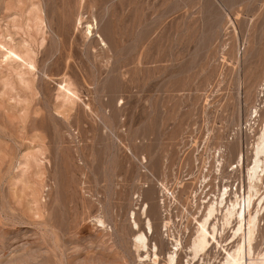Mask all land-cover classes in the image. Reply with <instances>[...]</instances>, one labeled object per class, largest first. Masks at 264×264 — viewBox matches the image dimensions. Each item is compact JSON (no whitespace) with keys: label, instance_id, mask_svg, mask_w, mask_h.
<instances>
[{"label":"rangeland","instance_id":"obj_1","mask_svg":"<svg viewBox=\"0 0 264 264\" xmlns=\"http://www.w3.org/2000/svg\"><path fill=\"white\" fill-rule=\"evenodd\" d=\"M263 120L264 0H0V264H165Z\"/></svg>","mask_w":264,"mask_h":264},{"label":"bare ground","instance_id":"obj_2","mask_svg":"<svg viewBox=\"0 0 264 264\" xmlns=\"http://www.w3.org/2000/svg\"><path fill=\"white\" fill-rule=\"evenodd\" d=\"M89 25L87 31L92 34L94 27ZM66 96L70 98L68 93ZM253 113L256 115V111ZM253 113H251L250 117ZM244 160V156L240 153L236 158L234 168L244 166ZM220 167L221 162L217 160L215 171H220ZM263 177L264 120L256 141L252 146L250 164L246 168L245 191L242 194L237 192L238 190L232 192V189L230 190L226 185H222L218 188L216 195L201 197L199 204L197 203L196 214L193 217L191 216L193 233L188 245L185 247V251L181 238L176 236L174 231L171 234H167L166 237L169 240L170 248L166 253L165 264H179L182 252L185 253V261L182 264H211V260H213V264H254V261H251L250 257L259 228H261L258 215L264 209V192L261 194L262 189H264ZM206 182L207 180L202 178L199 184L202 186ZM196 192L194 191V193ZM229 192L234 194H230ZM160 193L161 198L159 202H161L162 211L164 210V216H167L169 215L168 208L165 209V201L169 193L167 187L163 186ZM193 197L197 198L196 196ZM252 206L253 212L250 211ZM148 209L147 205L143 206L142 215L146 216L144 231L139 230L138 223L134 217L135 213L131 214V219L133 220L132 227L138 231L133 239V247L140 263L158 264L160 247L156 242H151L157 232L152 221L147 217ZM98 224L104 226L102 219H98ZM166 226L163 225V227ZM187 229L185 230L187 231ZM227 234L229 241L223 245L220 239ZM209 256L211 258L207 261L206 257L209 258ZM219 256H221V260L217 261V257ZM257 258L255 264H264V249L258 254Z\"/></svg>","mask_w":264,"mask_h":264},{"label":"built area","instance_id":"obj_3","mask_svg":"<svg viewBox=\"0 0 264 264\" xmlns=\"http://www.w3.org/2000/svg\"><path fill=\"white\" fill-rule=\"evenodd\" d=\"M227 185L229 186L230 190L232 189V191L238 190L239 193L243 192V186H242L243 184L239 186L236 184L234 185V184L228 183Z\"/></svg>","mask_w":264,"mask_h":264}]
</instances>
